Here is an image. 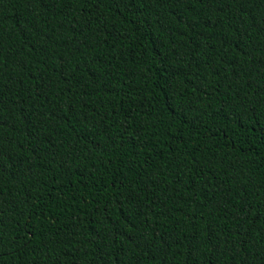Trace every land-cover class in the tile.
Instances as JSON below:
<instances>
[{"label":"trees","instance_id":"1","mask_svg":"<svg viewBox=\"0 0 264 264\" xmlns=\"http://www.w3.org/2000/svg\"><path fill=\"white\" fill-rule=\"evenodd\" d=\"M0 264H264V0H0Z\"/></svg>","mask_w":264,"mask_h":264}]
</instances>
